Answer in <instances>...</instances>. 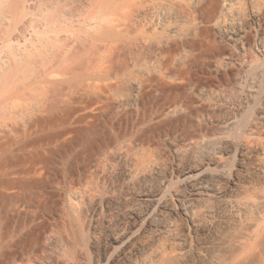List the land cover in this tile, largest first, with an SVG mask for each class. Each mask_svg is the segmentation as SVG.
<instances>
[{"label":"bare ground","instance_id":"1","mask_svg":"<svg viewBox=\"0 0 264 264\" xmlns=\"http://www.w3.org/2000/svg\"><path fill=\"white\" fill-rule=\"evenodd\" d=\"M95 139L0 264H264V0H0V191Z\"/></svg>","mask_w":264,"mask_h":264},{"label":"rangeland","instance_id":"2","mask_svg":"<svg viewBox=\"0 0 264 264\" xmlns=\"http://www.w3.org/2000/svg\"><path fill=\"white\" fill-rule=\"evenodd\" d=\"M182 81L167 80L164 82L162 90H160L161 88H155L154 90L150 85L147 88L150 91L154 90L155 96H200L204 90L201 84L198 86L197 81L191 85H187ZM59 99L57 100L56 98L54 101L56 106L59 104ZM89 103H84L83 105H87V107H84L86 111L92 104H96L91 101V106L89 107ZM54 104L52 102L49 106L56 108ZM95 106L98 110L101 107H98L97 104ZM93 107L90 109L93 110ZM82 110L85 111L83 108ZM91 110L89 114H94L93 116L100 114L96 111L95 115ZM98 141H68L64 145L63 143L58 145L57 142L56 144L55 142L53 144L48 142L50 145L48 143L45 146L40 145V152H38L37 156H32V158L28 156L24 160L22 166L25 175L23 177L12 176L11 178H6L7 188H4L2 192L0 191V249H4L16 242L23 243V246L27 248L31 247L32 240L40 233V197L43 196L47 199V208L55 209L56 203L51 198L52 193L50 190L62 187L65 181L77 176V169L85 159L86 152L99 145L100 142L97 144Z\"/></svg>","mask_w":264,"mask_h":264}]
</instances>
